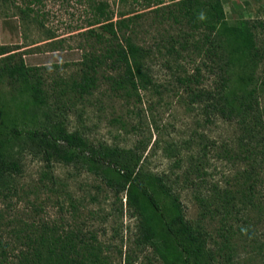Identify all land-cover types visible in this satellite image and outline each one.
<instances>
[{
	"label": "rangeland",
	"instance_id": "1",
	"mask_svg": "<svg viewBox=\"0 0 264 264\" xmlns=\"http://www.w3.org/2000/svg\"><path fill=\"white\" fill-rule=\"evenodd\" d=\"M223 1L229 23L253 25L261 53L254 71L261 120L250 135L237 118L191 100L189 87H218L223 73L202 45V32L174 21L169 0H0V44L39 68L49 117L60 115L68 130L95 144L140 146L142 169L162 175L186 219L206 231L213 264H264V0ZM99 3L112 20L126 18L127 32L147 50L146 88L116 87L117 71L103 59L90 92L72 89L85 61L102 56L110 37L97 16ZM174 38L189 49L174 52ZM188 74L198 80L185 84L180 78ZM6 81L0 78V100L14 116L11 97L19 95ZM40 112L34 125L49 118ZM26 123L33 125L29 115ZM13 156L21 169L0 188V264H20L42 231L93 240L105 258L98 264H161L137 243L138 219L124 194L117 197L100 176L80 164L47 167L23 144Z\"/></svg>",
	"mask_w": 264,
	"mask_h": 264
},
{
	"label": "trees",
	"instance_id": "2",
	"mask_svg": "<svg viewBox=\"0 0 264 264\" xmlns=\"http://www.w3.org/2000/svg\"><path fill=\"white\" fill-rule=\"evenodd\" d=\"M175 5L170 13L175 22H183L189 32H202V45L217 61L222 70L220 84L211 89L189 87L192 101H208V105L223 117L237 118L249 134L260 124L254 71L260 58L253 25L246 19L229 23L223 0H169ZM161 3V2H159ZM102 18L101 27L110 34L104 54L85 61L86 68L78 79L72 80L73 90L79 95L90 92L96 83V65L108 59L117 71L112 78L116 87L138 90L151 83L146 72L147 50L127 32L126 18L112 20L102 3L95 6ZM188 32V33H189ZM174 41L177 54L188 50L187 41ZM198 46V42L193 44ZM0 44V78H5L18 93L14 116L6 101L0 100V188L8 176L20 171V163L13 156L15 147L25 145L50 167L53 161L80 164L87 171L100 176L119 197L121 193L131 213L138 219L137 243L150 247L161 264H213V256L206 249L207 233L199 223L186 219L178 194L162 175L142 169L139 147L121 148L106 143L95 144L79 131H70L60 115L49 117L43 112L47 103L44 80L37 66ZM97 63V64H96ZM185 84L198 80V74L180 78ZM189 86V85H188ZM42 111L49 117L43 125H34ZM257 111V112H256ZM40 112V113H42ZM27 115L33 123H26ZM251 126L250 130V125ZM250 135V134H249ZM121 199V198H120ZM29 249L21 253L20 264H98L105 262L100 248L79 234L61 236L40 234ZM46 237V238H45Z\"/></svg>",
	"mask_w": 264,
	"mask_h": 264
}]
</instances>
